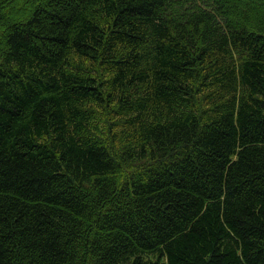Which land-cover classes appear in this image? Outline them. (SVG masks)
<instances>
[{
	"label": "trees",
	"instance_id": "obj_1",
	"mask_svg": "<svg viewBox=\"0 0 264 264\" xmlns=\"http://www.w3.org/2000/svg\"><path fill=\"white\" fill-rule=\"evenodd\" d=\"M0 264H264V0H0Z\"/></svg>",
	"mask_w": 264,
	"mask_h": 264
}]
</instances>
